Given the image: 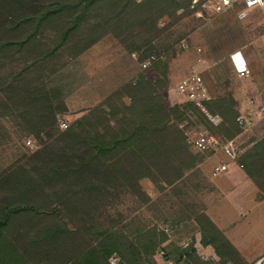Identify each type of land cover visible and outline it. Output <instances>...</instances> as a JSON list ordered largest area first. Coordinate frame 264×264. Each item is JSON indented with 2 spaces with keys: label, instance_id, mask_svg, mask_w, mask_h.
<instances>
[{
  "label": "rangeland",
  "instance_id": "1",
  "mask_svg": "<svg viewBox=\"0 0 264 264\" xmlns=\"http://www.w3.org/2000/svg\"><path fill=\"white\" fill-rule=\"evenodd\" d=\"M133 1L129 14L121 17L119 4L103 0L52 56L48 53L61 39L55 29L43 33L37 48L0 56V181L13 172L33 177L47 161L56 160L58 149L66 146L71 151L73 146L62 136L74 128L111 136L123 128L126 116L140 121L138 114L150 93L133 85L143 79L155 87L167 108L185 107L192 102L179 92V85L197 73L210 96L198 103L208 105L198 106L203 117L189 109L177 122L192 157L172 141L162 142L154 163L148 161L152 174L138 180L127 172L134 160L122 159L106 200L87 210V198L80 193L75 212L62 208L67 214L64 222L82 230L93 218L131 238L156 229L167 237L154 257L157 264H175L182 254L191 256V264H203L192 256L193 246L196 237L217 236L203 217L215 211L226 220H238L231 234L243 261L232 264H257L264 259V145L255 147L264 141V100L258 102L252 73L238 76L232 54L243 46L256 77L264 82L263 16L257 11L241 21L242 6L219 12L215 6L220 0H168L166 10L149 9L142 5L145 0ZM151 57L156 59L144 69L142 63ZM35 86L54 98L56 121L50 127L22 100ZM100 114L110 119L109 128ZM206 133L223 144L232 142L236 157L195 150L193 140ZM233 162V170L218 172L219 165ZM2 190L0 200L6 196ZM53 191L50 187L37 193V203L56 202ZM232 205L245 209L242 219ZM77 240L84 243L81 237ZM28 241L23 235L20 244ZM244 256L252 261L244 262ZM109 263L121 264V259L114 254Z\"/></svg>",
  "mask_w": 264,
  "mask_h": 264
},
{
  "label": "trees",
  "instance_id": "2",
  "mask_svg": "<svg viewBox=\"0 0 264 264\" xmlns=\"http://www.w3.org/2000/svg\"><path fill=\"white\" fill-rule=\"evenodd\" d=\"M102 1L0 0V56L39 47L41 36L48 29L61 33L59 43L48 53L54 55L67 45L72 35L81 29L86 16ZM110 1L119 4L121 17L129 14L131 2L134 3L133 0ZM169 1L145 0L142 5L149 9H165ZM136 85H133L136 89L142 92L149 89L150 93L138 114L140 121L126 116L123 128L111 136L100 132L92 135L74 128L62 136L70 148L73 146L71 151L66 146L58 149L53 156L56 160L47 161L33 177L13 172L0 181V188L6 194L0 200V264H110L109 259L114 254L120 257L121 264H157L154 257L167 240L164 233L153 229L131 238L121 229L92 222L93 218L82 230L72 229L64 222L67 214L62 210L64 207L66 212H75L80 193L87 198L83 200L85 209L101 205L122 159L134 160L127 172L136 175L137 180L149 177L152 160L157 158L162 142L172 141L192 157L177 122L184 119V110L189 109L203 117L198 106L208 103H188L185 107L169 109L150 82L143 79ZM22 100L27 104L26 109L34 111L47 124L49 122L48 127L54 124V98L44 87L28 88ZM100 117L103 116L100 114ZM100 120L110 127L108 117ZM263 145L264 141L255 150ZM75 150L82 152L76 154ZM50 187L54 188L52 195L56 202L42 206L37 203L36 194ZM203 217L216 232V238L226 241L210 219L206 215ZM23 235L30 240L24 246L20 244ZM202 241L206 244L207 238L203 236Z\"/></svg>",
  "mask_w": 264,
  "mask_h": 264
},
{
  "label": "crops",
  "instance_id": "3",
  "mask_svg": "<svg viewBox=\"0 0 264 264\" xmlns=\"http://www.w3.org/2000/svg\"><path fill=\"white\" fill-rule=\"evenodd\" d=\"M238 5L240 4H236L235 6H238ZM242 10H243V7H242ZM255 10L250 11L248 13V16L254 15L257 11L261 12V10L259 9H255ZM263 24H264V19H263ZM237 51L242 53L244 59L246 60L251 70L252 79L254 81L253 85L255 88L256 95L258 97L257 99H258V102H261L264 100V82L262 81L260 77H256V73L254 72V67H252L249 61V58L245 54L243 50V46L241 45L237 46L233 50V52H237ZM233 67H234V64H233ZM221 154L227 157L224 153L221 152ZM235 165L236 164L234 162L231 164L229 163L225 164L226 166L225 171L227 172L228 170L229 171L233 170L236 167ZM220 167L221 165L218 166V168ZM225 171H218V172H225ZM228 178L231 179L232 176L229 174ZM232 206H233V209L237 211L241 217L245 209L241 206H235V205H232ZM205 214L210 219L212 224L215 226L216 231L218 230L222 234V236L226 239V241H222L221 238H216L214 235H211L209 238H207V241L205 244L203 243L201 237L200 238L196 237L194 246H193L195 251H194V255L192 256H194L196 260H200L203 264H206L208 261H215V260L222 261L223 263H226V264H232L233 262H236L237 260L243 261V259L239 257V256H243V254L237 248L238 244L235 238V234H231V231L236 227L238 220H233V219L226 220L223 216L220 217V213H216L215 211H211V212L206 211ZM236 256H238V258ZM190 259H191V256L187 254H182V256L179 255V257L176 260H174V263L175 264H191ZM244 259H245L244 262L249 263L252 261L251 258L247 259L245 256H244Z\"/></svg>",
  "mask_w": 264,
  "mask_h": 264
},
{
  "label": "built area",
  "instance_id": "4",
  "mask_svg": "<svg viewBox=\"0 0 264 264\" xmlns=\"http://www.w3.org/2000/svg\"><path fill=\"white\" fill-rule=\"evenodd\" d=\"M236 4H240L243 7V10L247 8L246 0H230V5L225 6L223 4V0H220L217 5L215 6V10L221 12L225 11L226 9L233 8ZM221 9V10H218ZM255 9L261 10L263 14L264 19V9H261L259 7H256ZM255 9H249L248 13ZM155 57H151L147 62L142 63V67L144 69H147L149 65L151 64V61L155 60ZM232 62L234 64V59L232 55ZM235 71L236 68L234 67ZM239 77H249L250 76V68L247 64V71L243 72V74L238 73ZM179 92L182 93L189 102L192 103H198L207 101L210 99L208 90L206 88L204 79L201 75L194 73L193 75L187 77L180 85H179ZM262 111H264V107L262 108ZM244 119H240V124H244ZM64 129H67V125H63ZM193 147L195 150L199 152H222L229 158H235V149L233 146V143H227L223 144L217 137L210 135V134H203L199 137H197L195 140H193ZM226 169V166H221L218 168V171H224ZM264 259L260 260L257 264H262Z\"/></svg>",
  "mask_w": 264,
  "mask_h": 264
},
{
  "label": "clouds",
  "instance_id": "5",
  "mask_svg": "<svg viewBox=\"0 0 264 264\" xmlns=\"http://www.w3.org/2000/svg\"><path fill=\"white\" fill-rule=\"evenodd\" d=\"M246 3H247V8L244 10H241L238 13V19H240L241 21L247 18L249 9H255L256 7L264 9V0H246ZM223 4L225 6L230 5V0H223ZM218 10H221V9H218ZM232 55H233L234 67L236 68V71L238 73L243 74V72L247 71V62L244 59L242 53L237 51V52H234Z\"/></svg>",
  "mask_w": 264,
  "mask_h": 264
}]
</instances>
